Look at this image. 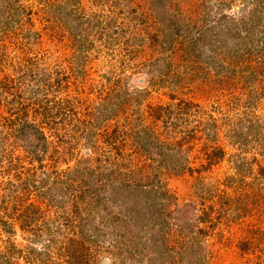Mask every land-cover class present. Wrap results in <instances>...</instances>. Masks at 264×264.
I'll use <instances>...</instances> for the list:
<instances>
[{
  "label": "rangeland",
  "instance_id": "1",
  "mask_svg": "<svg viewBox=\"0 0 264 264\" xmlns=\"http://www.w3.org/2000/svg\"><path fill=\"white\" fill-rule=\"evenodd\" d=\"M214 1L189 0L188 9L176 1L171 11L177 21L186 23L189 14H192L194 20L205 21L218 32L222 27L216 21L219 15L215 11ZM147 2L0 0V84L14 82L13 94L17 92L16 87L21 91L26 89V96L28 90L48 93L49 72L56 70L51 74L65 76L69 83L74 81L78 85L79 94L73 95L78 96L73 103L77 116L85 111L95 117L100 116L99 111L102 109L116 112L114 117L96 129L99 132V150L96 153L84 145L83 138L74 140V137L71 138L73 135H70L66 139L68 143L62 148L63 152L60 150L59 159H51L46 155L44 166L38 168V164L30 162L22 144L15 139L8 120H14L20 111L10 101L14 95L3 90L0 96V143L3 141L5 147L0 152V181L13 179L16 173L26 174L25 170L32 166L34 177L41 176L46 170L53 174H67L78 169L82 171L83 178L77 177L72 186L79 191L85 188L82 182L90 172H106L108 168L111 169L114 161L121 164L120 157L123 155L127 158V165L120 170L123 171L121 179L125 182L138 175L154 182L157 175V187L167 193L166 212L170 213V217L166 221L169 226L165 229L157 228L156 208L159 209V206H156V202L152 205L148 198L144 200V205L150 207H147L150 218L145 223L138 221L137 225L133 213H125L119 199L107 203L105 199V205H102L101 200L100 204H93L94 207L81 204L84 214L74 220L75 226L93 218L96 227L107 230L115 228V232L120 235L119 239L116 236L117 240L112 242L111 238L106 239L105 243L110 242L112 247L102 253L97 264H264V180H261L264 178L259 175V167L264 168V74L252 81L246 78L250 68L256 69L264 64L257 53L263 43V34L256 33L246 49L240 48L238 53L230 52L231 47L232 50L241 47V41L237 39L231 47L224 45L217 52L208 50L202 59L193 58L192 53L188 55L184 52L183 48L189 39H182L176 34L174 45L179 53H175L168 68L165 62L169 57H165L160 47L154 45L155 40L161 37L156 31L157 22L153 18L148 20L147 14L150 11ZM132 7L136 8L138 18L135 17L136 13L131 12ZM223 11L236 17L247 16L249 7H246L244 0H238L231 9L225 8ZM261 13L264 15V9ZM108 19L112 20V27L119 30L107 26ZM143 19L151 25L149 33H145L141 25L137 24ZM128 20L132 22L131 28H137L138 32L148 37L149 43L137 47L131 42L127 44L125 37L115 41L117 32L120 38L124 28L121 26ZM242 30L239 25L238 31L244 35ZM195 49L198 51L197 47ZM23 67H29L28 72L22 71ZM23 73L27 75L23 76ZM21 76L23 80L19 81ZM175 76L180 78V82L171 86ZM226 76L231 81L225 82ZM65 90L58 92L55 99L51 98V104L55 102L56 105L62 98L72 96L71 91L68 93ZM124 93L129 97L128 101L125 97L119 100L125 96ZM179 98L195 104L187 113H182L181 120L176 123L174 137L170 140L171 143L180 139L185 141L182 146L186 154L184 169L179 172L157 169L155 154L149 155L142 149H135V137L138 133L141 138L142 130L137 118L151 131L160 133L163 126L154 118L155 108L171 102L177 103ZM28 113L34 114L33 108L28 109ZM206 124L215 126V146L222 148L224 155L218 162L204 169L202 165L199 166L204 160L200 143L207 142V146H211ZM229 127L240 131L234 135L233 131L228 130ZM122 135L126 143L121 148ZM115 142H119L120 156H115ZM90 149L93 153H90ZM102 179L105 181L106 178ZM204 185L211 191L208 195L198 193ZM150 187L148 185L146 189ZM223 192L224 197L221 196ZM104 195H109L107 188L101 191L100 198ZM136 196L139 198L142 194ZM44 198L33 192L27 202L38 205L36 200H42V209L45 207ZM183 206L190 215H199L203 210L210 211L208 223L199 225L204 231L198 235L201 246L195 259H182L179 255L182 252L179 246L188 241L186 233L180 231L175 222ZM209 206L212 210H209ZM167 213H164V217ZM55 215L49 210L48 214L41 217L48 224L54 225ZM156 230L165 233L162 243L170 250L169 255L165 254L163 247H156ZM25 236L26 233L17 229L10 240L27 247L30 242ZM59 247V243L53 244L51 259H47L46 264L56 260L55 253H58ZM120 248L121 257L117 259L115 254ZM15 259L16 262H24V259Z\"/></svg>",
  "mask_w": 264,
  "mask_h": 264
},
{
  "label": "trees",
  "instance_id": "2",
  "mask_svg": "<svg viewBox=\"0 0 264 264\" xmlns=\"http://www.w3.org/2000/svg\"><path fill=\"white\" fill-rule=\"evenodd\" d=\"M147 1L150 11V14H147L148 20L150 21L149 18H153V20L157 22L156 31L161 37L155 40L154 45L160 47L161 53L166 55L165 57H169L167 60L164 59L166 60L165 64L168 68L175 57V53H179L174 45L176 42V34L182 39H189L185 44V48H183L184 50H182L187 52L188 55L192 53L193 58L201 59L206 57L205 55H207L208 50L217 52V49L220 50L224 45L231 47L237 39L241 41V47H238L237 50H232L233 47H231V54L238 53L240 48L246 49L248 42H252V37L255 36L256 33L263 34L262 36L264 38V15L261 13L264 9V0H244L246 7H249V11L247 16L241 15L240 17L223 11L225 8L231 9L233 3H236L238 0H215V11H218L217 15H219L216 21H218L217 24L222 27L218 32L214 31V26L207 25L205 21L201 22L194 20L192 14H189V21L186 23L176 20V15L171 11V7L178 1L188 9L190 7L188 4L189 0ZM53 7L56 10L59 9L58 6ZM131 9V12L136 13L137 16L135 17L138 18L139 16L136 12V8L132 7ZM244 10H246V8H244ZM138 22L137 24L141 25V29L144 30L145 33H149L151 25L148 24L147 20L143 19L139 23ZM106 24L115 31L119 30V28L117 29L115 26L112 27L111 19H108ZM131 25L132 22L129 20L126 21V24H122L121 28L124 26L123 31L120 33V38L118 36L119 32H117L118 35L116 34L115 41H120V39L123 40L125 37L127 39L124 41H126L127 44L131 42L132 45L137 47L149 43L148 37L144 36L143 32H138L137 28H131ZM239 25L243 28L242 31L245 32L244 35L240 34L241 31H238ZM75 26L78 27L79 24ZM258 28H260V30H258ZM118 42L117 45H119ZM195 47L198 48V51ZM257 53L260 54V58L264 61V39ZM28 68L29 67H23L21 69L22 71H27ZM244 69L246 70L247 67ZM55 71L56 70H51L48 76L47 91L51 94L50 96L48 93L40 94L39 90L30 91L28 89L29 93L28 96H26V89L21 91L18 90L17 87V92L13 94L12 85L14 82L11 84H0V96L3 95V90L8 91L11 96L14 95L10 100L13 103L12 106L15 105L19 109L17 111H20V114H24V116L21 117H19L20 114H18L14 120H8V123H10V127L13 129L15 139L22 144L25 155L30 159V162L38 164V168L44 166L43 161L46 155L51 159L52 157L57 160L59 159L60 150L63 152L64 149L62 148L68 143L66 139L67 136L70 135H73L71 138L74 137V140L76 138H83L85 141L84 145L91 148L92 151L96 153L99 150V140H97L99 132L98 130L96 131V129L102 127V125L109 118L114 117L116 113L115 110L106 111L102 109L99 111L101 117H95L93 114H90L91 112L89 111H85L82 114L83 116H77L73 103L76 101L74 98L78 96L73 95L79 94L78 85H76L74 81L69 83L67 81L68 78L65 76L59 77L56 73L54 75L51 74ZM261 74H264L263 63L261 67H256V69L250 68L249 73L246 74V78L252 81ZM22 75L26 76L27 73H23ZM23 76L19 78V81L23 80ZM227 81H231V78L228 76H226L225 82ZM63 82L66 84H63ZM179 82L180 78L175 76V81L171 80V86H175L179 84ZM64 89H66L65 91L68 93L71 91V93H73L72 96L62 98L61 101L57 100L59 102H57L56 105H54L55 102L51 104L52 100L50 101V99H55V95ZM261 94H263V92H261ZM124 95L125 96H122L119 100H123L125 97L126 99H124L128 101L129 97H127L125 93ZM171 97L173 98V96ZM4 98L8 104L7 98ZM34 105L36 106L33 107ZM193 106H195V104L190 100L179 98L177 103L171 102L167 105H161L155 108L154 118L163 126V131L160 133L151 131V128L144 126V122L142 123V120L140 121V119L137 118L142 130L141 138L138 133V136L135 137V149H142L144 153L149 155L152 153L153 155L155 154L156 159H154V161L156 162L157 169H169V171L173 172H179L184 169L186 154L184 150H182V146H184L185 141L180 139L181 141L176 140L174 143H171L170 140L174 137L177 127L176 123L181 120L180 117L182 113H187ZM31 108H33L34 112L32 115L28 113V109ZM39 117L40 119L37 121ZM206 125V129L209 133L208 140L211 142V146L209 148L207 142L200 143L201 155L204 156L203 162H205V164H202V162L199 163V166L202 165L204 169L218 162L224 155L222 148L215 146V142L217 141L215 126L213 124ZM251 126L250 124V127ZM228 130L233 131L232 134L234 135H236V131H240L238 129L235 130L233 127H229ZM93 137H95V139H93ZM108 141H110V138ZM118 143L119 142L113 143L116 145L115 156H120L121 154L118 150ZM125 143V138L123 137L121 139V148ZM4 147L2 141L0 143V152ZM91 149L90 153L92 152ZM120 158L122 159L121 164H116L114 161V163L111 164V169L108 168L106 172L104 170L100 172H90L82 182L85 188L79 191H76L72 186L77 177L81 176V178H83L82 171L78 169L73 173L66 174L65 172H58L54 173L55 175L53 172L49 173L46 170L41 176L34 177L32 175V166L25 170L27 171L26 174L16 173V177L13 179H7L4 182L0 181V184H2L0 185V264H22L16 262L15 258L24 259L23 264H46V260L51 259V248L55 243H59L60 247L58 248V253L54 252L57 256L56 260H51L52 262H50V264H97V260L102 257V253L107 252L109 247H112L111 244H109L110 242L105 243L106 239L111 238L110 241L112 242V240L115 241L119 239L120 235L115 232V228L107 230L106 228L101 229L96 227L95 224H93V218L92 220H87L75 226L74 220L80 219L79 216L84 214L81 210V204H86L87 207H94L95 205L93 206V204H100L101 200L102 205H105L103 203L105 199V203H107V201L116 202L119 199L122 201L123 211L127 214L131 211L134 216V223L137 225L138 221L145 223V220L150 218L147 212V207L149 206L144 205L146 204L144 200L148 198L152 205L156 202V206H159V209L156 208L157 228H167L169 223L166 221V218L170 217V213L166 212V207L168 206V202L165 201V199H167V193L157 187V175L154 178V182L152 181L153 183L149 181L148 177H144L143 175L132 177L131 180H126L125 182L124 179H121L123 171L120 170V168L127 165V158L123 157V155ZM1 159L0 157V161ZM241 168L243 169L244 167L241 166ZM63 174H65V176ZM259 175L261 178H264V168L259 167ZM102 178H106L105 181ZM148 185L151 187L146 189ZM104 188H107L109 195H104L100 198L101 191H104ZM33 192L36 195L45 197L44 208L47 209L40 208L42 200H36L38 205L33 202H27L29 196ZM198 193H201V195H208L211 191L207 185H204ZM137 194H142V197L137 198ZM221 196H225L224 192ZM49 210L56 214L54 217L55 221H53L54 225L48 224L46 219L41 217L48 214ZM179 210L180 212L178 216L175 217V222L179 230L184 231L188 238V241H185L179 246L182 250L179 255H181L182 259L185 257L195 259L197 250H200L199 246H201L198 243V235L204 231L199 225L208 223L210 211L203 210L199 215L194 213L190 215L185 206L181 207ZM209 210H212L211 206H209ZM164 213H167L165 217ZM124 218L127 220L126 217ZM40 219L42 220L41 222L39 221ZM103 219L104 218H101V220ZM128 220L131 219L128 218ZM106 221L107 219L105 218V223ZM17 229L22 233H26L25 238L30 242L29 246L22 247L23 244L17 245L10 240V238L16 234ZM196 230L198 232H196ZM69 231L71 232L70 235ZM116 236L118 237L117 239H115ZM164 236L165 233L161 232V230H156V240H154L156 244L153 243L156 247H163L165 254L169 255L170 250L163 244L165 239ZM115 243H117V241ZM120 250L121 248L116 252L117 254H115L117 259L121 257V254H119ZM60 259L64 260V262L60 263L62 262V260L59 261Z\"/></svg>",
  "mask_w": 264,
  "mask_h": 264
}]
</instances>
